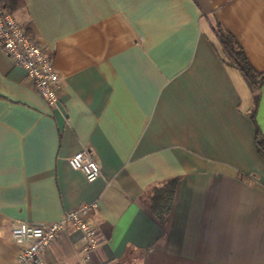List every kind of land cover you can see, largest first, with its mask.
<instances>
[{
  "label": "crops",
  "instance_id": "obj_1",
  "mask_svg": "<svg viewBox=\"0 0 264 264\" xmlns=\"http://www.w3.org/2000/svg\"><path fill=\"white\" fill-rule=\"evenodd\" d=\"M15 19L62 83L49 106L0 49V264H16L14 222L47 224L98 203L100 242L49 246L58 264H264V86L225 62L215 28L264 73V0H26ZM89 148L88 182L70 158ZM177 179L170 214L150 192Z\"/></svg>",
  "mask_w": 264,
  "mask_h": 264
},
{
  "label": "built area",
  "instance_id": "obj_2",
  "mask_svg": "<svg viewBox=\"0 0 264 264\" xmlns=\"http://www.w3.org/2000/svg\"><path fill=\"white\" fill-rule=\"evenodd\" d=\"M0 49L26 71L42 99L49 106L56 107L60 101L62 83L52 59L14 15L7 12L0 13ZM69 163L72 169L82 172L88 182L95 181L101 175L100 167L89 148L74 154ZM97 210L98 203L84 204L67 212L56 222L12 223L11 238L20 247L16 264H58L48 260L45 253L59 235L69 228L81 231L84 240L83 261H89L100 242L98 228L92 222Z\"/></svg>",
  "mask_w": 264,
  "mask_h": 264
},
{
  "label": "trees",
  "instance_id": "obj_3",
  "mask_svg": "<svg viewBox=\"0 0 264 264\" xmlns=\"http://www.w3.org/2000/svg\"><path fill=\"white\" fill-rule=\"evenodd\" d=\"M26 6V0H0V13L14 14L16 11ZM217 38L219 39L222 53L225 57V62L232 67L237 68L243 75L244 80L254 94V111L251 117L254 122L255 111L257 109L260 94V89L264 86V73L256 71L248 61L242 47L223 27L218 25L215 29ZM255 145L260 156L264 159V135L256 125ZM177 187V179L169 180L163 186L154 188L150 192V210L158 219H163L172 211L175 193Z\"/></svg>",
  "mask_w": 264,
  "mask_h": 264
}]
</instances>
